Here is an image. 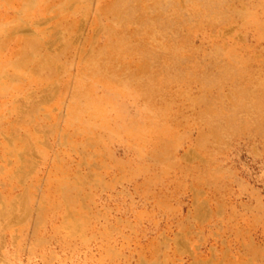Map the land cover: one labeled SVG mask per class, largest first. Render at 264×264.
<instances>
[{"label": "rangeland", "instance_id": "1", "mask_svg": "<svg viewBox=\"0 0 264 264\" xmlns=\"http://www.w3.org/2000/svg\"><path fill=\"white\" fill-rule=\"evenodd\" d=\"M120 1L0 0V264H264V0Z\"/></svg>", "mask_w": 264, "mask_h": 264}, {"label": "bare ground", "instance_id": "2", "mask_svg": "<svg viewBox=\"0 0 264 264\" xmlns=\"http://www.w3.org/2000/svg\"><path fill=\"white\" fill-rule=\"evenodd\" d=\"M211 3H212V6L213 7H215V4H217L214 0H211ZM183 5V4H182ZM117 9H122L123 11H126L127 12V16H126V20H127V22L129 23V21H130V23L131 22H133V21H137V23H140V28H138V30L136 31H134L133 33H129V32H126V31H122V29H124V27H126V26H122L121 27V30H120V33L118 32V35L117 34H115V41H117L116 42V45L115 44H111L112 46L110 47V48H108L107 50H108V55L107 56H110L111 58H117V57H119L122 53H124V52H128L129 50V48L130 47H132V48H136L137 50H139V52L141 53V54H144V53H149L150 51H149V49H148V43H146V40L145 39H150V38H152V40H154V36L152 37L151 36V34H150V32H149V29H148V23L149 22H152V19L150 20V21H148V17H146L145 15H142V14H140V12L139 11H141L139 8H140V6H139V2H138V0H121L120 2H118V4H117ZM183 7V6H182ZM185 7V6H184ZM160 12V11H159ZM121 16V15H120ZM156 18H158V17H156ZM120 19V18H119ZM154 24H156V22L154 21L153 22ZM149 37V38H148ZM156 38V37H155ZM155 44V43H154ZM184 49H186V48H184ZM217 50H220V49H217ZM173 52V51H172ZM222 52V51H221ZM131 53V52H130ZM136 53H137V51H136ZM224 53V52H223ZM222 53V54H223ZM165 55V54H164ZM220 55V54H219ZM132 57V56H131ZM158 57V56H157ZM29 58V57H28ZM31 58V57H30ZM60 58V57H59ZM144 59V58H143ZM142 59V60H143ZM30 60V59H29ZM32 60V59H31ZM130 60V59H129ZM33 61V60H32ZM131 62H133L132 60H130ZM30 62V61H29ZM39 62V61H38ZM156 62V61H155ZM154 62V63H155ZM40 63V62H39ZM54 63H55V61H54ZM57 63V62H56ZM183 64H184V62H182ZM193 63V62H192ZM26 64V63H25ZM29 64V63H28ZM33 64V63H32ZM31 64V65H32ZM134 64V63H133ZM18 65V64H17ZM38 65V64H37ZM21 66V65H20ZM153 66V65H152ZM22 67H24L25 68V65L24 66H21V69H22ZM173 67V66H172ZM197 67V66H196ZM204 67V66H203ZM28 68V67H27ZM31 68V67H30ZM79 68V67H78ZM152 68V67H151ZM171 68V67H170ZM32 69V68H31ZM34 69H35V67H34ZM41 69V68H40ZM39 69V70H40ZM37 71V72H40V71ZM144 70V69H143ZM149 70V69H148ZM18 71H20L19 69H18ZM27 71V70H26ZM25 71V72H26ZM29 71H30V69H29ZM14 72H15V70H14ZM32 71H30V73H31ZM50 72V71H49ZM48 72V73H49ZM198 72V71H197ZM201 72V71H200ZM18 73V72H17ZM36 72L34 71V74H35ZM52 73V72H51ZM126 73V72H125ZM148 73V72H147ZM166 73V72H165ZM193 73H195V72H193ZM205 73V72H204ZM39 74V73H38ZM37 73H36V75H38ZM42 74V73H41ZM192 74V73H191ZM199 74V73H198ZM24 75H25V73H24ZM23 75V77H25ZM49 75H50V73H49ZM58 75V74H57ZM89 75V74H88ZM97 75V74H96ZM174 75V74H173ZM52 76V75H51ZM54 76H56V75H54ZM142 76V75H141ZM156 76V71H153V73H152V78H154ZM193 76H194V74H193ZM30 77V76H29ZM38 77H40V76H38ZM57 77V76H56ZM80 77V76H79ZM98 77V76H97ZM96 77V78H97ZM126 77V76H125ZM131 77V76H130ZM49 78H52V77H49ZM95 78V79H96ZM93 79V78H92ZM118 79V78H117ZM129 79V78H128ZM54 80V79H53ZM58 80V79H57ZM175 80H177V79H175ZM188 80V79H187ZM191 80H193V79H191ZM56 81V80H55ZM58 81H60V80H58ZM83 81V80H82ZM105 81V80H104ZM110 81V80H109ZM116 81V80H115ZM183 81H185V80H183ZM111 82H113L112 80H111ZM117 82V81H116ZM177 82H179V81H177ZM193 82V81H192ZM57 83V82H56ZM75 83V82H74ZM85 83H87V82H85ZM110 83V82H109ZM60 84V83H59ZM76 84V83H75ZM101 84V83H100ZM51 85V84H50ZM103 85V84H102ZM75 86V85H74ZM150 86H152V87H154L155 86V84L153 83V81L150 83ZM76 87H78V86H76ZM107 87V86H106ZM119 87V86H118ZM167 87V86H166ZM148 88V87H147ZM76 89V88H75ZM91 89V88H90ZM120 89V88H119ZM84 90V89H83ZM75 91V90H74ZM105 91V90H104ZM123 91V90H122ZM78 92V91H77ZM82 92V91H81ZM73 93H75V92H73ZM77 94V93H76ZM131 94V93H130ZM75 95V94H74ZM79 95V94H78ZM86 95V94H85ZM153 95V94H152ZM162 95V94H161ZM81 96V95H80ZM79 96V97H80ZM90 96V95H89ZM170 96V95H169ZM76 97V96H75ZM83 97V96H82ZM104 97V96H103ZM163 97H164V95H163ZM167 97V96H166ZM73 98V97H72ZM168 98V97H167ZM78 99V98H77ZM85 99V98H84ZM146 99V98H145ZM88 100V99H87ZM143 100V99H142ZM159 100V99H158ZM163 101V100H162ZM166 101H167V99H166ZM85 102V101H84ZM158 102V101H157ZM94 103V102H93ZM163 103V102H162ZM168 103V102H167ZM78 104V103H77ZM106 104V103H105ZM143 104H144V102H143ZM155 104H157V103H155ZM17 105V104H16ZM65 105H67V104H65ZM70 105V104H69ZM79 105V104H78ZM148 105V104H147ZM146 105V106H147ZM164 105H166V103L164 104ZM169 105V104H168ZM167 105V106H168ZM102 106H103V104H102ZM80 107V106H79ZM87 107V106H86ZM164 107V106H163ZM91 108H93V107H91ZM104 108V107H103ZM155 109H156V107H154ZM162 108V107H161ZM71 109V108H70ZM76 109H77V105H76ZM97 109V108H96ZM75 110V109H74ZM73 110V111H74ZM82 110H84V109H82ZM100 110H101V108H100ZM78 111V110H77ZM168 111V110H167ZM93 112V111H92ZM96 112V111H95ZM98 112V111H97ZM155 112V111H154ZM17 113V112H16ZM65 113V112H64ZM86 113V112H85ZM147 113V112H146ZM162 113V112H161ZM19 114V113H18ZM91 114H93V113H91ZM105 114V113H104ZM150 114V113H149ZM164 114V113H163ZM166 114V113H165ZM164 114V115H165ZM96 115V114H95ZM94 115V116H95ZM152 115V114H151ZM169 115V114H168ZM68 116H70V115H68ZM90 116V115H89ZM93 116V117H94ZM102 116V115H101ZM158 116V115H157ZM163 116V115H162ZM172 116V115H171ZM71 117V116H70ZM73 117V119H74V116H72ZM77 117V116H76ZM170 117V116H169ZM174 117V116H173ZM178 117V116H177ZM180 117V116H179ZM20 118V117H19ZM82 118V117H81ZM156 118H158V117H156ZM71 119V118H70ZM87 119V118H86ZM98 119V118H97ZM107 119H108V117H107ZM159 119H160V117H159ZM163 119V118H162ZM173 119V118H172ZM25 120H27V119H25ZM75 120V119H74ZM94 120V119H93ZM92 120V121H93ZM115 120V119H114ZM127 120H129V119H127ZM161 120V119H160ZM174 121H175V119H173ZM75 121H77V120H75ZM90 121V120H89ZM167 121H168V119H167ZM180 121V120H179ZM231 121V120H230ZM24 122V121H23ZM88 122V121H87ZM108 121H106V124L108 125V123H107ZM128 122V121H127ZM161 122V121H160ZM165 122V121H164ZM178 122V121H177ZM214 122V121H213ZM27 123V122H26ZM70 124H71V122H69ZM79 123V122H78ZM85 123V122H84ZM168 123V122H167ZM174 123V122H173ZM229 123V122H228ZM88 124V123H87ZM91 124H92V122H91ZM105 124V125H106ZM110 124V123H109ZM162 124V123H161ZM169 125H170V123H168ZM85 125V124H84ZM90 125V124H89ZM113 125V124H112ZM164 125V124H163ZM174 125V124H173ZM70 126V125H69ZM78 126H80V125H78ZM91 126V125H90ZM114 126V125H113ZM112 126V128H114ZM125 126V125H124ZM133 126V125H132ZM161 126V125H160ZM159 126V127H160ZM176 126H178V125H176ZM96 127V126H95ZM99 127V126H98ZM109 127V126H108ZM150 127V126H149ZM158 127V128H159ZM167 127V126H166ZM172 127V126H171ZM143 128V127H142ZM169 128V127H168ZM210 128V127H209ZM211 128H214V127H211ZM87 128H85V130H86ZM89 129V128H88ZM148 129V128H147ZM146 129V130H147ZM79 130V129H78ZM82 130V129H81ZM101 130V129H100ZM99 130V131H100ZM143 130V129H142ZM155 130V129H154ZM208 130V129H207ZM93 131V130H92ZM98 131V130H97ZM113 131V130H112ZM119 131V130H118ZM130 131V130H129ZM138 131V130H137ZM161 131H163V130H161ZM199 131V130H198ZM208 131H210V130H208ZM213 131V130H212ZM211 131V132H212ZM14 132V131H13ZM110 132V131H109ZM159 132V131H158ZM171 132V131H170ZM207 132V131H206ZM81 133V132H80ZM95 133V132H94ZM106 133H107V131H106ZM144 133H146V132H144ZM201 133V132H200ZM210 133V132H209ZM112 134V133H111ZM135 134V133H134ZM155 134H157V133H154V135ZM170 134V133H169ZM76 135V134H75ZM74 135V136H75ZM105 135V134H104ZM117 135V134H116ZM135 135H139V134H135ZM163 135V134H162ZM162 135H161V138H162ZM167 135V134H166ZM209 135V134H208ZM212 135H215V134H212ZM82 136V135H81ZM90 136V135H89ZM109 136V135H108ZM112 136V135H111ZM119 136V135H118ZM144 136V135H143ZM149 136V135H148ZM158 136H160V135H158ZM183 136V135H182ZM186 136V135H185ZM200 135H198V137H199ZM209 136H211V134L209 135ZM114 137V136H113ZM132 137V136H131ZM98 138V137H97ZM109 138V137H108ZM125 138H127V137H125ZM180 138V137H179ZM185 138V137H184ZM202 138H204V137H202ZM208 138V137H207ZM21 139V138H20ZM90 139V138H89ZM92 139V138H91ZM137 139V138H136ZM146 139V138H145ZM201 139V138H200ZM215 139H216V137H215ZM93 140V139H92ZM103 140V139H102ZM129 140V139H128ZM30 141V140H29ZM85 141V140H84ZM99 141V140H98ZM111 141V140H110ZM143 141V140H142ZM177 141H178V139H177ZM216 141V140H215ZM220 141V140H219ZM218 141V142H219ZM31 142V141H30ZM148 142V141H147ZM200 142H202V141H200ZM223 142V141H222ZM222 142L220 143L221 145H222ZM87 143V142H86ZM113 143V142H112ZM208 143V142H207ZM77 144V143H76ZM204 144V143H203ZM93 145V144H92ZM109 145V144H108ZM132 145V144H131ZM205 145V144H204ZM213 145V144H212ZM216 145V144H215ZM81 146H83V145H81ZM128 146V145H127ZM95 147V146H94ZM138 147V146H137ZM219 147V146H218ZM80 148V147H79ZM86 148V147H85ZM88 148V147H87ZM221 148L222 147H220L219 149L221 150ZM112 149V148H111ZM140 149V148H139ZM209 149H211V151H212V148H209ZM98 151H99V149H97ZM108 150V149H107ZM172 150H174V149H172ZM105 151V150H104ZM140 151V150H139ZM138 151V152H139ZM142 151V150H141ZM206 151V150H205ZM214 151H216V150H214ZM92 153V152H91ZM91 153H89V154H91ZM173 153V152H172ZM208 153H209V151H208ZM212 153V152H211ZM102 154V153H101ZM111 154V153H110ZM88 155V154H87ZM100 155V154H99ZM172 155V154H171ZM215 155V154H214ZM216 155H217V153H216ZM91 156V155H90ZM89 157V156H88ZM99 157V156H98ZM111 157V156H110ZM211 157V156H210ZM107 158V157H106ZM105 158V159H106ZM118 160V159H117ZM112 161V160H111ZM116 161V160H115ZM136 161V160H135ZM206 161V160H205ZM104 163V162H103ZM115 163V162H114ZM117 163V162H116ZM121 163V162H120ZM120 163H118V164H120ZM207 163V162H206ZM123 164H126V163H123ZM105 165V164H104ZM100 166V165H99ZM102 166V165H101ZM108 166V165H107ZM126 166V165H125ZM104 167V166H103ZM116 167V166H115ZM63 168H64V165H63ZM107 168V167H106ZM63 170V169H62ZM61 170V171H62ZM66 170V169H65ZM108 170V169H107ZM121 170V169H120ZM127 170V169H126ZM110 171H112V170H110ZM22 172V171H21ZM121 173V172H120ZM21 174V173H20ZM216 174V173H215ZM50 179V178H49ZM116 179V178H115ZM48 180V179H47ZM66 180H68V179H66ZM68 181H70V180H68ZM73 182V181H72ZM109 182V181H108ZM159 182V181H158ZM113 183H115V182H113ZM73 184V183H72ZM108 184V183H107ZM110 184V183H109ZM152 184V183H151ZM150 184V185H151ZM111 185V184H110ZM156 185V184H155ZM109 186V185H108ZM154 186V185H153ZM66 187V186H65ZM76 187V186H75ZM71 188V187H70ZM108 188V187H107ZM110 188V187H109ZM61 189V188H60ZM87 189V188H86ZM82 190V189H81ZM74 191H76V190H74ZM88 191V190H87ZM91 191V190H90ZM89 191V192H90ZM91 192H93V191H91ZM68 194V193H67ZM70 194V193H69ZM23 195V194H22ZM61 195V194H60ZM75 195V194H74ZM77 195V194H76ZM62 196V195H61ZM18 197H20V195L18 196ZM45 197V196H44ZM69 197V196H68ZM17 198V197H16ZM20 199V198H19ZM60 199V198H59ZM74 199V198H73ZM88 199V198H87ZM90 199H92V198H90ZM89 199V200H90ZM61 200V199H60ZM59 200V201H60ZM77 201V200H76ZM76 201H75V203H76ZM19 202V201H18ZM49 202V201H48ZM92 202V201H91ZM14 203V202H13ZM12 203V204H13ZM20 203V202H19ZM66 203V202H65ZM74 203V205H78V203L77 204H75ZM58 204V203H57ZM60 204V203H59ZM73 204V203H72ZM43 205V204H42ZM48 205V204H47ZM74 205H73V207H74ZM90 205V204H89ZM13 206H15V205H13ZM53 206V205H52ZM58 207H61V205L60 206H58ZM79 208V207H78ZM41 208H39L38 210H40ZM52 209V208H51ZM54 209V208H53ZM5 210V209H4ZM12 210V209H11ZM54 210H58V209H54ZM79 210V209H78ZM80 210H82V209H80ZM16 211V210H15ZM22 211V210H21ZM49 211H53V210H49ZM68 211V210H67ZM94 211V210H93ZM1 212V211H0ZM14 212V211H13ZM37 212V211H36ZM77 212V211H76ZM88 212V211H87ZM100 212V211H99ZM16 213V212H15ZM79 213V212H78ZM13 214V213H12ZM54 214V213H53ZM76 214V213H75ZM88 214V213H87ZM56 215V214H55ZM61 215V214H60ZM6 216V215H5ZM8 216V215H7ZM90 216V215H89ZM36 218V217H35ZM42 218V217H41ZM40 218V219H41ZM83 218H84V215H83ZM100 218V217H99ZM8 219V218H7ZM51 219V218H50ZM87 219V218H86ZM101 219V218H100ZM97 220V219H96ZM95 220V221H96ZM29 221V220H28ZM37 221V220H36ZM42 221V220H41ZM99 221V220H98ZM51 222V221H50ZM92 222V221H91ZM44 224V223H43ZM47 224V223H46ZM22 225V224H21ZM48 225V224H47ZM87 225V224H86ZM98 225V224H97ZM81 226H83V225H81ZM19 227V226H18ZM37 227V226H36ZM64 227V226H63ZM66 227V226H65ZM88 227H89V225H88ZM109 227V226H108ZM38 228V227H37ZM62 228V227H61ZM104 228V227H103ZM16 229H17V227H16ZM41 229V228H40ZM63 229V228H62ZM19 230V229H18ZM22 230V229H21ZM85 230V229H84ZM65 231V230H64ZM83 231V230H82ZM81 231V232H82ZM87 231V230H86ZM80 232V233H81ZM19 233V232H18ZM56 233H57V230H56ZM59 233V232H58ZM60 233H62V231L60 232ZM69 233V232H68ZM83 233V232H82ZM63 234H65V233H63ZM67 234V233H66ZM84 234H85V232H84ZM55 235V234H54ZM70 235V234H69ZM92 235V234H91ZM52 236V235H51ZM110 236V235H109ZM55 237V236H54ZM60 237V236H59ZM69 237V236H68ZM52 238V237H51ZM50 238V239H51ZM56 238V237H55ZM65 238H66V236H65ZM76 238V237H75ZM79 238V237H78ZM35 239V238H34ZM40 239V238H39ZM35 239V240H38L39 242H40V240H42V239ZM43 239H45V238H43ZM54 239V238H53ZM46 240V239H45ZM47 240H49V238L47 239ZM46 240V241H47ZM82 240V239H81ZM84 240V239H83ZM82 240V241H83ZM99 240H101V239H99ZM36 242V243H39V242ZM52 241V240H51ZM54 241V240H53ZM58 241V240H57ZM60 241V240H59ZM96 241V240H95ZM102 241V240H101ZM34 242V241H33ZM19 243V242H18ZM41 243V242H40ZM53 243V242H52ZM59 243V242H58ZM57 243V244H58ZM63 243V242H62ZM67 243V242H66ZM50 244V243H49ZM55 244V243H54ZM54 244H52V247L54 246ZM63 244H65V243H63ZM75 244H76V242H75ZM74 244V245H75ZM78 244H80L79 242H78ZM16 245V244H15ZM47 245V244H46ZM51 245V244H50ZM66 245V244H65ZM77 245V244H76ZM33 246H34V243H33ZM36 246V245H35ZM48 248V247H47ZM55 248V247H54ZM68 248V247H67ZM69 249V248H68ZM73 249V248H72ZM77 249V248H76ZM31 250V249H30ZM79 250H81L80 248H79ZM111 250H109V252H110ZM53 252V251H52ZM66 252V251H65ZM68 252V251H67ZM117 252V251H116ZM30 253V252H29ZM51 253V252H50ZM72 253V252H71ZM53 254H54V252H53ZM38 255V254H37ZM76 255V254H75ZM51 256V255H50ZM49 256V257H50ZM52 258H53V256H52Z\"/></svg>", "mask_w": 264, "mask_h": 264}]
</instances>
